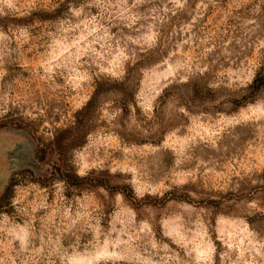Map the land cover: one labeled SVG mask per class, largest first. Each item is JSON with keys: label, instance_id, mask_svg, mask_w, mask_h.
<instances>
[{"label": "rangeland", "instance_id": "374dc122", "mask_svg": "<svg viewBox=\"0 0 264 264\" xmlns=\"http://www.w3.org/2000/svg\"><path fill=\"white\" fill-rule=\"evenodd\" d=\"M258 74L264 0H0V264H264Z\"/></svg>", "mask_w": 264, "mask_h": 264}, {"label": "trees", "instance_id": "16d2710c", "mask_svg": "<svg viewBox=\"0 0 264 264\" xmlns=\"http://www.w3.org/2000/svg\"><path fill=\"white\" fill-rule=\"evenodd\" d=\"M188 1L192 2L194 0H188ZM129 77H130V70L127 71L126 79H128ZM252 86L255 89L264 87V74L256 75V77L253 80ZM6 125H7L6 122L0 123V128L4 127ZM74 125H75V128H77V127L79 128L81 126V120L79 118H76L74 121ZM75 142H77V141H75V139H72V138H70V139L68 138L67 141H63V138L55 135L51 141V143L53 145L50 148V150L56 151L57 153L66 152L69 148H72V146H73V144H75ZM50 145L51 144H49V146ZM46 154H47V146H43L41 144H38L36 151H35V156H36L37 160L38 161L43 160L45 158ZM60 174H61L60 177L70 186L79 187L80 183L85 179V177H81V176L77 175L70 168L69 169L65 168ZM10 186H11V184L8 185V187L6 188V191L0 195V203L8 196ZM93 186L108 187L109 185H108V183H105L104 181H96V183H94ZM122 193H124V192L122 191Z\"/></svg>", "mask_w": 264, "mask_h": 264}]
</instances>
